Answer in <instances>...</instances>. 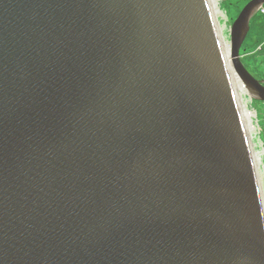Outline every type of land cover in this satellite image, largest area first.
I'll use <instances>...</instances> for the list:
<instances>
[{"label": "water", "instance_id": "1", "mask_svg": "<svg viewBox=\"0 0 264 264\" xmlns=\"http://www.w3.org/2000/svg\"><path fill=\"white\" fill-rule=\"evenodd\" d=\"M262 210L208 0H0V264H264Z\"/></svg>", "mask_w": 264, "mask_h": 264}, {"label": "flooded vegetation", "instance_id": "2", "mask_svg": "<svg viewBox=\"0 0 264 264\" xmlns=\"http://www.w3.org/2000/svg\"><path fill=\"white\" fill-rule=\"evenodd\" d=\"M249 1L244 0L240 3L245 5ZM248 23V25L252 24L248 27L240 45L239 56L243 67L251 76L253 84L249 86L251 93L241 90V96L247 98L245 97L247 92L246 95L251 100H258L264 105V2L252 11ZM249 119L251 124L252 120L250 117Z\"/></svg>", "mask_w": 264, "mask_h": 264}, {"label": "bare ground", "instance_id": "3", "mask_svg": "<svg viewBox=\"0 0 264 264\" xmlns=\"http://www.w3.org/2000/svg\"><path fill=\"white\" fill-rule=\"evenodd\" d=\"M209 3V10L212 15L213 21L215 23V27L217 29V37L220 43V47L222 50L223 58L226 64V67L228 69L229 73V78L231 82V87L235 96L236 104L239 110V116L241 123L243 125L245 137L247 140V145L250 151V156H251V161L254 167L255 171V177L257 181V186L259 188V196L261 200V206H262V211H263V218H264V194L261 191V182H260V177H259V166L261 165L260 160H259V154L258 152L254 149V144L251 141V135H250V129L252 128V121L250 124V119H249V112L246 110L244 104H242V96H241V90H245L248 93H251V89L242 82L240 76L235 72L232 62H231V45H230V40H227L224 35H223V24H220L218 21V15L221 14V11L218 7V1L217 0H208ZM223 25V26H222ZM229 34V33H228ZM246 92V94H247ZM245 94V97L247 95ZM250 99L249 97H247ZM250 115H252L250 111ZM252 120V118H251ZM253 130L255 131V128L253 127Z\"/></svg>", "mask_w": 264, "mask_h": 264}, {"label": "rangeland", "instance_id": "4", "mask_svg": "<svg viewBox=\"0 0 264 264\" xmlns=\"http://www.w3.org/2000/svg\"><path fill=\"white\" fill-rule=\"evenodd\" d=\"M217 1H218V7L221 11V14L218 15V20H219L218 22L224 25V26L222 25L223 35L227 40H229V34H228L229 27L234 21L235 19L234 17H236L240 13L241 8L244 5V3L241 4L240 2L244 0H217ZM250 25H247V28L250 27ZM242 99H243L242 104H244L246 110L249 112V117L252 118L253 126L249 132L251 135V141L254 144V149L259 154V160L261 158L260 163L262 161L261 165L259 166V177H260V182L262 183L261 191L264 194V105L255 99L248 100L247 98H244L243 95H242ZM253 109L257 113L256 117H254L255 113ZM250 111L252 115H250ZM253 127L255 128V131L253 130Z\"/></svg>", "mask_w": 264, "mask_h": 264}]
</instances>
